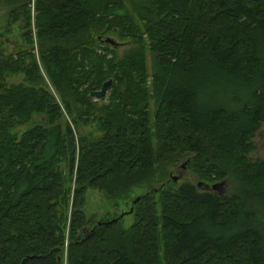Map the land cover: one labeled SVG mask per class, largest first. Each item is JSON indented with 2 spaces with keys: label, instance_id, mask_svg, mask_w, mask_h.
I'll use <instances>...</instances> for the list:
<instances>
[{
  "label": "trees",
  "instance_id": "trees-1",
  "mask_svg": "<svg viewBox=\"0 0 264 264\" xmlns=\"http://www.w3.org/2000/svg\"><path fill=\"white\" fill-rule=\"evenodd\" d=\"M2 2L18 3L9 25L22 20L32 45L30 0ZM32 11L39 65L8 55L0 32V264H264V161L251 158L264 0H34ZM103 36L132 46L120 59ZM40 70L62 108L35 87ZM21 74L29 86L7 84ZM108 80L99 106L89 95ZM179 164L200 187L170 179ZM222 181L221 195L205 189ZM88 189L109 201L141 190L133 223L91 232Z\"/></svg>",
  "mask_w": 264,
  "mask_h": 264
},
{
  "label": "rangeland",
  "instance_id": "rangeland-1",
  "mask_svg": "<svg viewBox=\"0 0 264 264\" xmlns=\"http://www.w3.org/2000/svg\"><path fill=\"white\" fill-rule=\"evenodd\" d=\"M33 2L34 0H30V6H29L31 9L30 35L32 39V45H28L22 37L23 35L21 31V28L23 27L22 20L15 24L9 25V21H10V18L8 17L9 13L18 4L17 2L16 3L12 2L11 4L2 2L0 4V32L4 34L5 42H6V45L4 46V48L8 55L14 56L17 53H29L33 55L35 61L39 65V44L37 41L35 26L33 24V16H34V12L32 11ZM24 34H27V32L25 31ZM106 39H110L114 42L115 47L113 48L116 49L118 57L120 59L122 58L123 53L132 46V43L130 41L121 42L117 38H114L112 36L110 37L103 36V42ZM40 72H41V77H42V83L41 85L40 84L35 85V87L36 88L41 87L45 91H47L61 107L59 96L56 94V92L52 89V87L46 80L45 76L43 75V71L40 70ZM25 80H26L25 76L21 74L18 76L8 77L6 81L9 86H18V85L29 86L25 82ZM108 97H109V91L104 101L100 102V101L93 99V102L101 106L107 103ZM34 118H38V117L33 116V119ZM64 121L71 122V119L65 113H64ZM31 124H33V121H31L28 124H25V126L18 127L16 129L18 136H20L26 129H29V127H31L30 126ZM91 128L92 127H81V130L84 134H86ZM252 142L254 145V151L251 154V158L253 160L264 161V124H262L260 128L257 130V132L255 133L252 139ZM180 166L181 165L179 164L172 169V172L169 175L170 179L172 180V178L175 177L177 181H175L174 183L176 184H179L182 182H190L196 185L198 181L196 177L187 169V166H184V168H181ZM154 187L158 188L160 187V185H156ZM220 190L223 193L225 191V188L222 187ZM142 193L143 192L141 190L135 189L131 197H129L127 200L109 201L98 190L88 189L85 193V203H84V206L82 207V211L84 212L87 219L94 216L97 222H100L99 220L101 219H105L106 221H109L111 219L118 218L120 215H123L122 219H120L122 223L121 226L123 228H127L133 223L132 214L128 213L130 211V208H133V205L131 206L132 201L136 197H139ZM88 229L89 227L87 226L86 228H84V231L86 232Z\"/></svg>",
  "mask_w": 264,
  "mask_h": 264
},
{
  "label": "water",
  "instance_id": "water-1",
  "mask_svg": "<svg viewBox=\"0 0 264 264\" xmlns=\"http://www.w3.org/2000/svg\"><path fill=\"white\" fill-rule=\"evenodd\" d=\"M104 42L106 44L110 45V46L115 47L114 42L112 40H110V39H106ZM111 86H112V80H108L107 82H105L102 85V87H101V89L99 91L90 93L89 97L91 99H94V100L102 102V101H104L106 99V95H107L108 91L110 90ZM182 168H184V165L182 166ZM172 181L175 182V181H177V179L175 177H173ZM201 184L202 183H198L197 186L200 187ZM224 184H225L224 181L217 182V183H214L212 185H206L205 189H210V190H212L214 192H217L219 195H221L222 191L220 189L222 187H224ZM139 199H140V197H136L132 201V205L136 204L139 201ZM132 211H133V208H130V211L128 213H132ZM122 217H123V215H120L118 218L111 219V220L106 221V222H97L96 226L91 229V232H93L96 229V227H98V226L99 227L100 226H110V225L116 224L118 222V220L122 219Z\"/></svg>",
  "mask_w": 264,
  "mask_h": 264
}]
</instances>
